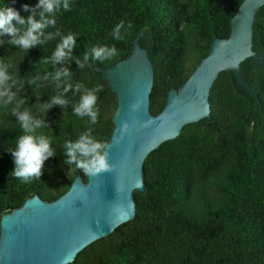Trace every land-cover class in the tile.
Returning <instances> with one entry per match:
<instances>
[{"label": "trees", "instance_id": "1", "mask_svg": "<svg viewBox=\"0 0 264 264\" xmlns=\"http://www.w3.org/2000/svg\"><path fill=\"white\" fill-rule=\"evenodd\" d=\"M242 2L68 0L70 10L45 13L56 24L45 26L33 47L24 50L9 43L11 36L0 35V63L9 65L6 74L19 81L0 87L14 94L6 107L8 95L0 97V221L35 194L47 201L59 198L77 174L87 181L82 170L64 164L63 144L89 128L100 142L111 138L117 95L98 67L127 58L139 35L154 66L150 110L157 115L168 90L183 85L214 38L230 35L231 18ZM24 4L35 7L39 0H0V8L13 7L26 19L32 13L23 11ZM41 11L43 6L35 9L37 21ZM121 21L123 39L116 40L112 32ZM69 34L74 36L70 58L53 61L57 45ZM101 46H115L117 55L93 60L91 49ZM253 49L264 59V5L256 15ZM65 70L71 75L57 81L55 73ZM241 73L255 94L232 71H222L211 87L210 117L188 123L147 156L145 188L134 192L135 218L85 247L69 264H264V62L248 58ZM79 83L88 89L102 86L95 124L74 114ZM68 84L73 89L65 92ZM58 94L66 107L46 109L44 104ZM17 105L20 113L42 120L45 127L34 135L48 138L55 153L44 162L39 179L30 182L11 175L15 165L9 151L25 134L11 114Z\"/></svg>", "mask_w": 264, "mask_h": 264}, {"label": "water", "instance_id": "2", "mask_svg": "<svg viewBox=\"0 0 264 264\" xmlns=\"http://www.w3.org/2000/svg\"><path fill=\"white\" fill-rule=\"evenodd\" d=\"M264 0H243L231 18L227 38H214L210 51L178 89L168 90L163 110H150L154 66L146 48L132 40L130 55L107 67H98L117 95L107 143L112 172L74 177L59 198L47 201L35 194L0 221V264H69L80 251L111 234L136 216L135 191H143L144 162L165 141L180 135L185 125L210 117V92L222 71H232L254 95L241 73L248 58L264 62L253 49L256 15ZM138 103L136 112L129 105ZM127 122V130L122 124ZM123 138L117 142L118 138ZM70 259H66L69 258Z\"/></svg>", "mask_w": 264, "mask_h": 264}, {"label": "clouds", "instance_id": "3", "mask_svg": "<svg viewBox=\"0 0 264 264\" xmlns=\"http://www.w3.org/2000/svg\"><path fill=\"white\" fill-rule=\"evenodd\" d=\"M43 6V11L40 12L41 21L35 19V9ZM23 11L32 13L26 19L20 15V12L13 7L4 6L0 8V35H9L12 39L10 44L21 46L22 49L27 50L38 43V37L42 34L41 30L47 25L55 26V19H45V13H54L61 8L65 11L70 10L68 0H39V4L35 7L24 4ZM17 25L21 27H17ZM124 27V22H119L112 35L116 40H121V29ZM74 45V36L67 35L62 39L53 52L51 59L53 61H62L65 58H70L71 49ZM68 49V53L65 52ZM92 59L103 61L113 58L117 55L115 46L107 47H93L91 49ZM84 60H88V55L84 56ZM43 63L48 64L47 60ZM80 62L78 61V64ZM10 66L0 63V87H3L6 82L12 81L13 84H19V81L14 79L13 76L6 74L5 69ZM71 75L67 70L64 72L57 71L55 79L60 80V77ZM32 83V80H29ZM73 86L68 84L65 86L64 91L72 90ZM83 89V91H81ZM75 91L80 92V99L73 106L74 114L84 118H89L90 124H95L99 116V109L96 108L97 95L96 93L102 91V86L88 89L82 84L75 86ZM8 95V100L3 102L6 107L11 103L14 94H8L5 91H0V97ZM60 105L66 107V101L61 98V95L51 97L50 103H45L46 109L51 108L53 105ZM19 105L11 109V114L17 116V121L20 124L24 135L20 136L17 140V146L14 150H10L13 157L14 169L11 175L16 179L23 182H30L32 178L39 179L44 168V162L55 153L50 147V140L43 135H34L37 129L45 127L42 120L32 117L28 111L20 113L18 111ZM139 108L138 103L129 105L130 112H136ZM128 124L124 122L122 129L127 130ZM123 138V135L118 138L117 142ZM109 145L96 140L92 136V129L89 128L86 132L79 135L76 141H66L63 144L65 160L64 164L67 166H75L76 169L82 170L84 175L98 176L101 173L112 172L113 165L109 162V153L107 151ZM66 259H70L66 258ZM62 264L64 262L62 261Z\"/></svg>", "mask_w": 264, "mask_h": 264}]
</instances>
